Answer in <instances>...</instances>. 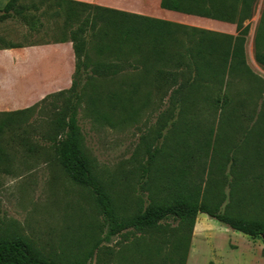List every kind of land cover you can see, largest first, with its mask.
I'll use <instances>...</instances> for the list:
<instances>
[{"label": "rangeland", "instance_id": "374dc122", "mask_svg": "<svg viewBox=\"0 0 264 264\" xmlns=\"http://www.w3.org/2000/svg\"><path fill=\"white\" fill-rule=\"evenodd\" d=\"M69 1L16 0V10L0 18V121L10 112L70 87L75 56L69 35L83 24L90 59L118 60L122 67L116 74L95 77L87 84L78 110V124L96 174L103 179L118 212L130 214L139 197L146 205L162 195L157 188V176L150 178L151 190L141 188L143 135L166 152L182 148L173 135L172 123L178 124L179 120L173 116L168 99L175 87L171 78L180 81L182 69L175 62L188 48H199L201 37L207 47L202 54L216 61L243 33L245 63L254 76L234 81L227 92L248 97L243 110L258 111L264 99V64H259L255 55L264 53V0H254L249 9L218 2L216 7L225 18L176 10L161 18L153 15L156 12L117 11ZM123 13L168 21L177 33L164 39L144 33L126 36L123 32L133 23ZM224 95L211 83L204 85L200 96L206 99L201 100L206 107L192 117L204 130L213 128L219 134L215 144H211L218 152L231 150L232 143H240L238 130L234 132L233 127L222 122L218 112L213 116L208 111L209 99L222 102ZM43 119V113L34 110L24 121L26 124L21 125L38 130L30 135L29 148L10 144L9 131L0 137L4 152L0 162V238L25 240L47 258L65 264H217L225 253L230 264H264L263 236H244L204 213L197 214L198 224L195 220L191 233L173 223L153 233L141 234L130 229L103 238L106 228L92 195L70 179L38 137L37 133L44 128ZM198 137L187 138V151L200 155L196 160L199 165L194 168L204 165L206 169L212 151L206 144L210 138L203 131ZM259 139L264 142V137L255 134L248 140ZM220 141L227 145L222 146ZM253 147L240 145V149ZM220 156L214 155L212 159L206 199L212 203L219 200L221 210L264 221V184L254 178L248 181L239 172L226 177L228 174L224 173L230 171L227 164L222 166ZM166 167L167 163L158 160L153 173L158 175ZM99 238V247L90 259L86 258Z\"/></svg>", "mask_w": 264, "mask_h": 264}, {"label": "trees", "instance_id": "16d2710c", "mask_svg": "<svg viewBox=\"0 0 264 264\" xmlns=\"http://www.w3.org/2000/svg\"><path fill=\"white\" fill-rule=\"evenodd\" d=\"M70 2L69 0H61ZM254 0H161V7L169 10L181 11L187 14L194 13L199 16L210 18H225L222 10L216 6L218 2L230 3L231 6L239 5L243 9H249ZM16 0H7L0 9V18H4L15 9ZM82 4V3H80ZM99 8L98 6H93ZM106 11V10H105ZM20 13V12H19ZM131 19L133 26L123 34L135 35H155L158 39L167 38L177 30L171 28L168 21L156 19L144 15L123 13ZM25 18V17H23ZM83 24L70 31L73 53L75 56V71L71 85L66 90H59L53 94L46 95L38 103L16 110L6 115L0 121V137L9 131L10 144L16 143L23 147H31L33 132H38L34 127L26 125L22 128V123L32 115L34 110H40L44 119V128L39 131L41 138L47 147L56 156L59 165L68 174L70 179L77 185L86 188L92 195L94 206L101 215L106 234L103 238H109L120 234L125 230H135L143 233H153L169 224H176L181 230L192 232L196 216L204 213L219 223L226 225L230 229L239 231L250 237H264V221L259 219L245 218L239 213L228 210H221L220 201L215 203L208 201L205 197V187L214 155L220 156L222 166L226 164L230 172H225L228 176L236 173L244 176L248 181L251 178L257 183L264 184V142L259 139L257 142H250L248 139L254 134L264 137V99L259 104V109L243 110L246 105L244 100L248 97L243 95L228 94L227 89L232 87L233 82L240 79H251L253 73L247 67L244 59V37L242 35L235 38L218 60H211L203 55L207 49L203 45V38L199 40V48H188L184 56L177 58L176 67L180 71L181 79L172 77V87L168 99L172 108L173 116L178 122H173V135L177 138L179 150L164 151L161 146L149 143L146 135L141 139L145 158L140 166L141 188L143 191L151 190L150 178H157L160 184L162 195L150 199L149 203L143 205V198L139 197L136 209L130 213L122 215L118 212L116 204L108 191L103 179L96 174L92 159L87 154L81 129L78 124V110L81 106L87 84L95 77H106L116 74L122 64L116 61L105 59L91 60L86 52V41L84 37L85 28ZM203 33L204 31H199ZM255 59L259 64H264V53L256 54ZM191 73V75H190ZM160 75L157 73L156 78ZM207 83L217 87L224 95L221 101L210 100V114L217 113L221 121L233 127V131L240 133L239 144L232 143L231 150L218 152L215 150L216 137L214 129L204 130L192 117L196 112L205 109L206 103L202 102L200 90ZM206 101V99H203ZM250 108V107H249ZM214 110V111H213ZM192 119V121H191ZM190 121V122H189ZM189 122V124H188ZM241 123L243 127L241 128ZM21 133H16L17 130ZM197 129V130H192ZM203 131L208 133L209 138L206 144L211 146L208 168H194L199 165L200 155H194L187 151V138L198 140V133ZM237 132V133H238ZM220 133V132H219ZM16 140V141H15ZM244 144L254 146L251 150L240 149ZM219 144H224L220 141ZM214 147V148H213ZM4 157L2 143L0 141V162ZM161 160L162 164L167 163V167L158 175H155L154 165ZM197 160V161H196ZM201 163V162H200ZM250 177V178H249ZM243 179V178H242ZM245 179V180H246ZM234 202V201H230ZM230 209V207H229ZM102 238H99L86 255L90 259L99 247ZM264 241V238H263ZM182 259H184L182 257ZM0 264H65L44 256L40 250L22 239L0 238ZM183 264V263H182ZM209 264H215L210 262Z\"/></svg>", "mask_w": 264, "mask_h": 264}, {"label": "crops", "instance_id": "0c3cea01", "mask_svg": "<svg viewBox=\"0 0 264 264\" xmlns=\"http://www.w3.org/2000/svg\"><path fill=\"white\" fill-rule=\"evenodd\" d=\"M76 1L94 4V5H100L117 11L137 12V13H147V14L149 13L152 14V12H156L157 14H153V15H158V17L161 18H166L173 14L171 10L162 8L159 5V2L161 0H76ZM6 2L7 0H0V9L5 5ZM197 224L198 221L196 220V225ZM243 235L247 236L245 234ZM217 262H218L217 264H230L229 261L227 260L226 253L223 255V257H221V259L217 260ZM240 264H243V262L240 261Z\"/></svg>", "mask_w": 264, "mask_h": 264}]
</instances>
